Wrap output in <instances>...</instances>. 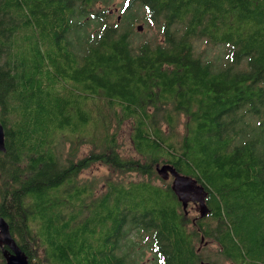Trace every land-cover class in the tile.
<instances>
[{"label": "trees", "instance_id": "1", "mask_svg": "<svg viewBox=\"0 0 264 264\" xmlns=\"http://www.w3.org/2000/svg\"><path fill=\"white\" fill-rule=\"evenodd\" d=\"M124 1L114 21L111 0H0V218L29 264H139L143 240L158 264H200L203 239L264 264V0ZM93 103L104 130L116 111L133 121L137 159L102 133L83 158L65 151ZM159 164L203 188L206 218L191 226ZM94 165L143 180L98 193L80 178Z\"/></svg>", "mask_w": 264, "mask_h": 264}, {"label": "rangeland", "instance_id": "2", "mask_svg": "<svg viewBox=\"0 0 264 264\" xmlns=\"http://www.w3.org/2000/svg\"><path fill=\"white\" fill-rule=\"evenodd\" d=\"M123 4H125V6L127 5L124 0H111V5L109 9L114 21H118L119 18L121 21L122 16L125 15V13H123V9L125 8V6L124 8L122 7ZM137 16H139V19L145 17L142 11H140ZM140 26L142 27V31L138 30V27ZM135 30H137V33L141 34L144 39L150 38L156 31V29L154 31L148 29L145 22L142 20H139L135 24ZM203 49L206 50L207 47L204 46ZM220 52L221 50L219 49H211V51H208V54L206 56L209 58H215V56L222 57ZM92 106L96 114L92 116V119L89 125H87L86 130L83 132V135H80V139H78L79 134L73 135L69 132L62 134L58 138L62 142L65 151L68 153L76 152L78 158H83L84 156L88 155L91 151H95L96 144L99 145L102 141L98 140L102 133V136L105 140V144L109 145L111 142L114 141L118 147L119 154L122 157H134L135 159H137L138 155L136 154L132 143V136L134 133L133 121L126 119L123 113L116 111L115 118L117 120H112L111 127L108 130H104L101 117L102 115L100 114V112L101 109L105 111L104 108L106 107L95 103H93ZM186 123L187 118L181 117L179 123L177 124V132L179 134L178 140H180L181 136L185 135ZM106 124L107 123H105L104 125ZM163 130L167 132L168 127L166 125H163ZM163 167H165L163 166V164H159L155 166V169L158 171L161 170ZM159 176L160 177L158 180H154L155 184L164 187L165 184L162 181L164 180L167 184H170L171 186L173 185L174 177L168 172V169H166V171L162 174L159 173ZM80 178L81 180H86L89 183L95 184V187L98 188V193L105 189L106 182L109 180L126 182L143 180L141 176H138L134 173L119 174L118 171H114L111 168L103 165H94L89 170L84 172ZM184 215L185 219L190 221L191 226H193L197 222V218L201 216L199 205L189 204L186 212L184 209ZM191 226L190 228H192ZM196 246L204 259V261L202 262H210L215 264H236L230 260L225 259L222 256L220 248L216 245L213 240L203 239V242H197ZM38 254L39 256L42 254V251L39 248ZM137 256H139V264L140 262L141 264H158L157 259L153 253L150 241L145 242L143 240L142 244L135 247V250L134 252H132L131 257L136 258Z\"/></svg>", "mask_w": 264, "mask_h": 264}, {"label": "water", "instance_id": "3", "mask_svg": "<svg viewBox=\"0 0 264 264\" xmlns=\"http://www.w3.org/2000/svg\"><path fill=\"white\" fill-rule=\"evenodd\" d=\"M120 21V18L119 20ZM139 31H142V27H138ZM4 141H5V133L4 128L0 124V150L4 151ZM168 169V172L174 177L172 190L179 198V201L183 204V208L185 210L188 209L190 203H197L200 207L201 218H206L209 214V209L205 204V195L204 190L201 186L197 184L191 178L184 177L177 173L171 167H163L161 170H158L160 174L164 173ZM0 245L7 246L12 251L11 255H7L5 251L6 264H29L27 257L22 253L20 248H18L17 244L14 242L11 237L10 230L8 224L0 218ZM200 264H211L210 262H201Z\"/></svg>", "mask_w": 264, "mask_h": 264}, {"label": "flooded vegetation", "instance_id": "4", "mask_svg": "<svg viewBox=\"0 0 264 264\" xmlns=\"http://www.w3.org/2000/svg\"><path fill=\"white\" fill-rule=\"evenodd\" d=\"M190 204H195V205H197V203H190Z\"/></svg>", "mask_w": 264, "mask_h": 264}, {"label": "bare ground", "instance_id": "5", "mask_svg": "<svg viewBox=\"0 0 264 264\" xmlns=\"http://www.w3.org/2000/svg\"><path fill=\"white\" fill-rule=\"evenodd\" d=\"M10 249V248H9Z\"/></svg>", "mask_w": 264, "mask_h": 264}]
</instances>
